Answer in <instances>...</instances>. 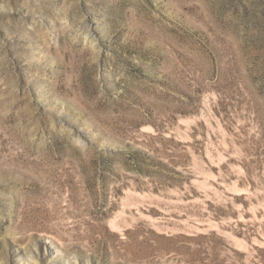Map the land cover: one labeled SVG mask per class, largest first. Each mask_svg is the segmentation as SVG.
<instances>
[{
    "label": "rangeland",
    "instance_id": "1",
    "mask_svg": "<svg viewBox=\"0 0 264 264\" xmlns=\"http://www.w3.org/2000/svg\"><path fill=\"white\" fill-rule=\"evenodd\" d=\"M31 256L264 264V0H0V264Z\"/></svg>",
    "mask_w": 264,
    "mask_h": 264
},
{
    "label": "bare ground",
    "instance_id": "2",
    "mask_svg": "<svg viewBox=\"0 0 264 264\" xmlns=\"http://www.w3.org/2000/svg\"><path fill=\"white\" fill-rule=\"evenodd\" d=\"M89 38H91V40L89 39V41H91L92 42V44H96V42H97V40H96V38L92 35L91 37H89ZM97 46V45H96ZM32 257V256H31ZM32 259H33V261H34V264H37L35 261H37L36 260V258L35 257H32ZM74 264H80L79 262H78V259L76 258V257H74ZM30 261V260H29ZM3 263V262H2Z\"/></svg>",
    "mask_w": 264,
    "mask_h": 264
}]
</instances>
